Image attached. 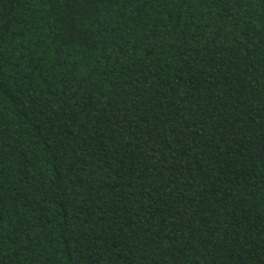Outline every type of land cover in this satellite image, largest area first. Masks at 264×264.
<instances>
[{
    "label": "trees",
    "instance_id": "obj_1",
    "mask_svg": "<svg viewBox=\"0 0 264 264\" xmlns=\"http://www.w3.org/2000/svg\"><path fill=\"white\" fill-rule=\"evenodd\" d=\"M0 264H264V0H0Z\"/></svg>",
    "mask_w": 264,
    "mask_h": 264
}]
</instances>
